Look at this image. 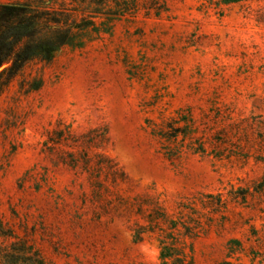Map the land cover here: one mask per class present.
I'll use <instances>...</instances> for the list:
<instances>
[{"label": "rangeland", "instance_id": "374dc122", "mask_svg": "<svg viewBox=\"0 0 264 264\" xmlns=\"http://www.w3.org/2000/svg\"><path fill=\"white\" fill-rule=\"evenodd\" d=\"M167 5L31 61L0 92V252L25 245L45 264L160 261L159 229L135 239L148 222L129 203L101 213L86 174L44 150L61 121L107 128L104 152L126 176L119 193L147 194L180 218L167 241L194 264H264V0Z\"/></svg>", "mask_w": 264, "mask_h": 264}, {"label": "trees", "instance_id": "16d2710c", "mask_svg": "<svg viewBox=\"0 0 264 264\" xmlns=\"http://www.w3.org/2000/svg\"><path fill=\"white\" fill-rule=\"evenodd\" d=\"M141 10L145 15L160 16L169 7L167 0H15L0 3V92L31 61L49 63L61 48L81 47L86 33L109 32L116 20ZM41 86L42 80L38 79L25 88L29 92ZM106 141V127L94 126L76 132L70 124L60 121L47 130L43 146L56 164L86 174L91 201L99 204L101 213L117 211L129 203L148 222L137 225L135 239L142 240L148 231H161L158 264H194L192 256L184 253L177 243L167 241L178 230L179 224H183L180 218H173L147 194L137 193L131 200L119 193L117 186L125 181L126 176L104 152ZM260 184L264 189V176ZM190 236L197 235L192 233ZM234 243L241 245L236 239L230 241V245ZM29 254L32 256L28 257ZM36 258L25 245L0 252V264H45Z\"/></svg>", "mask_w": 264, "mask_h": 264}]
</instances>
